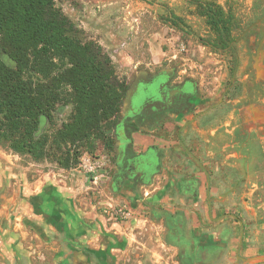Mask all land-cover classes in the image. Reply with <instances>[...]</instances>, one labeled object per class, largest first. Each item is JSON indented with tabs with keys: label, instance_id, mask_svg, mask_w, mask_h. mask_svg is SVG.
<instances>
[{
	"label": "rangeland",
	"instance_id": "374dc122",
	"mask_svg": "<svg viewBox=\"0 0 264 264\" xmlns=\"http://www.w3.org/2000/svg\"><path fill=\"white\" fill-rule=\"evenodd\" d=\"M208 1L233 14L242 29L251 23H263L264 28V0ZM56 4L88 39L104 48L129 85L148 71L175 70L181 79L196 83L199 109L224 103L199 120L197 129L192 126L181 131L193 112L180 120L151 123L134 118L133 122H142L133 134L145 138L141 148L148 138L159 153L160 179L152 177L153 187H145L143 177L129 178L125 171L126 158L135 152H125L128 140L124 122L131 118L125 105L114 132V149L94 141L81 148L77 164L69 169L52 158L35 162L0 144V243L3 241L9 252L0 247V264H176L180 253L163 240L161 224L167 211L150 196L163 185L164 173L168 175L170 167L191 165V155L200 151V139L203 143L211 131L218 130V144L225 141L227 123H243L236 114L248 106L263 112L262 141L256 140L249 152L256 158L254 165L262 162V190L255 197L264 196V37L262 42L261 34L255 37V31H250V38L234 46L211 41L208 18L189 0H56ZM238 33L235 31L232 37L237 38ZM3 60L13 65L8 57ZM228 87L231 90L225 97ZM71 110L65 107L57 111L58 126L67 121ZM163 152H181L183 156L166 159ZM124 153L127 156L123 158ZM242 164L235 160L233 165L239 168ZM237 173L242 176V172ZM255 175L258 179V173ZM230 206L219 205V217L232 214ZM252 207L262 213L263 225L264 205ZM240 209L234 224V253H223V260L212 254L213 260L226 262L232 258L235 264H264L263 247L247 255L249 245L257 247L258 241L255 237L254 243L246 242L243 213L251 217L249 225L256 230L259 217L251 210ZM178 242L180 239L173 244ZM201 255H196L199 261L206 259Z\"/></svg>",
	"mask_w": 264,
	"mask_h": 264
},
{
	"label": "trees",
	"instance_id": "16d2710c",
	"mask_svg": "<svg viewBox=\"0 0 264 264\" xmlns=\"http://www.w3.org/2000/svg\"><path fill=\"white\" fill-rule=\"evenodd\" d=\"M189 2L208 18L211 41L230 45L232 34L243 30L222 6L208 0ZM129 88L104 48L88 39L56 0H0L3 147L35 162L52 158L65 169L77 164L81 148L94 141L114 149ZM65 107L71 113L58 126L55 114ZM141 123L130 117L124 122L127 152Z\"/></svg>",
	"mask_w": 264,
	"mask_h": 264
},
{
	"label": "crops",
	"instance_id": "0c3cea01",
	"mask_svg": "<svg viewBox=\"0 0 264 264\" xmlns=\"http://www.w3.org/2000/svg\"><path fill=\"white\" fill-rule=\"evenodd\" d=\"M263 59L264 53L262 61ZM262 113V110L255 106L243 108L236 114L243 123L236 126L227 123L225 141L218 144V140L220 141L217 136L218 130L211 131V136L203 141L204 144L201 143L202 139L198 141L200 151L193 152L191 156L194 161H189L191 164L189 167H170L168 175L163 172L165 174L163 185L153 191L150 200L163 206L167 211L164 215L166 219L161 224L164 230L163 240L166 246L180 253V262L176 264H235L236 261L232 258L226 262L215 261L213 258L216 256L223 260V253H234V224L237 219L236 212L240 213V208L253 211L254 216H258L257 219L260 222L258 230L252 228L249 225L251 217L247 218L243 213L246 242L254 243L253 238L255 237L258 241L257 247L249 245L247 255L252 256L262 247L264 248L262 244L264 224L261 223L262 216H259L262 213L252 207L257 205L258 208H262L264 205V196L255 197L256 193L262 190V162L258 157L260 164L259 166L254 165L253 161L256 158L252 152H249L256 140L262 141ZM231 126L232 128H229ZM195 128L197 129V123ZM144 141L145 138L141 134L133 136L132 149L135 152L130 159L126 158V160L130 162V168L134 167L138 173L132 174L128 170L129 175H127L131 179H137V176L143 177L146 171L142 168L149 162V159L155 161V169L143 181L145 187H153L152 177L156 175L160 179L157 170L160 164L159 153L151 147L154 142L150 143L148 138L145 147L141 148L140 145ZM125 154L123 158L127 156ZM163 154L166 159L176 157L179 159L183 156L181 152L179 154L178 152H163ZM235 160L243 164L237 168L233 165ZM238 170L242 172L241 177L236 175ZM257 173L258 179H255ZM219 205H231L228 211H232V214L228 212L219 217ZM177 239H180V242L173 244V241ZM0 247L9 254L3 241ZM198 254H202L201 256L206 259L199 261L196 257ZM209 258L212 259L209 260ZM161 264H167V262ZM246 264L259 263L248 261Z\"/></svg>",
	"mask_w": 264,
	"mask_h": 264
},
{
	"label": "flooded vegetation",
	"instance_id": "af4514ba",
	"mask_svg": "<svg viewBox=\"0 0 264 264\" xmlns=\"http://www.w3.org/2000/svg\"><path fill=\"white\" fill-rule=\"evenodd\" d=\"M262 24L261 26H259L258 23H251L247 25L245 29L243 28L241 32L239 31L237 38L233 37V42L231 44L234 46L236 43H243L245 37H251L252 31H255V37H259L261 34L262 37L260 38L263 42L262 38L264 37V28H262ZM250 45L251 44H249V48ZM142 75L144 77V84L140 85L137 93L135 94L133 109L130 111L131 118H133V120L135 118L136 120L148 123L164 119L180 120L182 117L190 115L191 112H193V117L181 126V131H183L189 127H195V124L199 120H203L205 117L213 114L216 109L224 103L211 104L212 106H209L205 110L199 109L200 103L197 100L198 88L196 83L188 79H181L177 76L175 70L161 69L154 73L148 71L145 75ZM235 77L236 76L233 77L231 81L232 83H234ZM230 90L231 87H228L225 91V97ZM262 96L264 97V93ZM125 152H127V150ZM129 163L130 162L127 160V167L125 169L126 173L129 175L128 170H130L132 174L138 173V170L136 171L134 167L130 168ZM155 165V161L149 159V162H147V164L142 168L146 171V175H143V179L147 178L151 174V172L155 169Z\"/></svg>",
	"mask_w": 264,
	"mask_h": 264
},
{
	"label": "water",
	"instance_id": "95a60500",
	"mask_svg": "<svg viewBox=\"0 0 264 264\" xmlns=\"http://www.w3.org/2000/svg\"><path fill=\"white\" fill-rule=\"evenodd\" d=\"M143 78H144L143 75L138 76L134 80V82L130 85V88L128 90V93H127V96L124 102V105L129 112L133 109V101H134L135 94L137 93L140 85L144 84Z\"/></svg>",
	"mask_w": 264,
	"mask_h": 264
},
{
	"label": "built area",
	"instance_id": "2783aa9c",
	"mask_svg": "<svg viewBox=\"0 0 264 264\" xmlns=\"http://www.w3.org/2000/svg\"><path fill=\"white\" fill-rule=\"evenodd\" d=\"M95 180H98V178H97V177H95Z\"/></svg>",
	"mask_w": 264,
	"mask_h": 264
}]
</instances>
